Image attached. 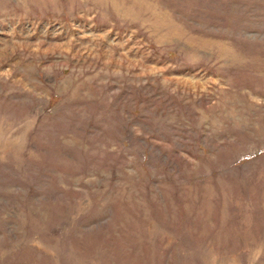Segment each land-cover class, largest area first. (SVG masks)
<instances>
[{
  "label": "rangeland",
  "instance_id": "374dc122",
  "mask_svg": "<svg viewBox=\"0 0 264 264\" xmlns=\"http://www.w3.org/2000/svg\"><path fill=\"white\" fill-rule=\"evenodd\" d=\"M0 264H264V0H0Z\"/></svg>",
  "mask_w": 264,
  "mask_h": 264
}]
</instances>
